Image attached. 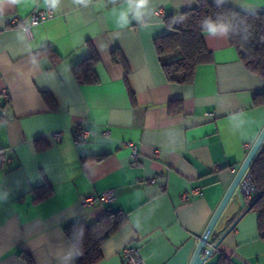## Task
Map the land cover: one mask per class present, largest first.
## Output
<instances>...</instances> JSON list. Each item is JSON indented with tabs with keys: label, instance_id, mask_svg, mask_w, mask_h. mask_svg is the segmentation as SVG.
Here are the masks:
<instances>
[{
	"label": "crops",
	"instance_id": "1",
	"mask_svg": "<svg viewBox=\"0 0 264 264\" xmlns=\"http://www.w3.org/2000/svg\"><path fill=\"white\" fill-rule=\"evenodd\" d=\"M208 1L264 12V0ZM195 6L196 0H151L140 20L128 13L127 25L119 22L127 0L2 6L0 264H76L78 251L64 227L115 211L126 222L103 241L95 264H128L125 247L138 249L137 264H189L264 127V106L252 99L264 90V79L247 70L227 36L203 35L209 59L195 67L190 82L166 79L155 48L156 38L169 32L163 18ZM46 8L49 18L22 29L31 13ZM47 47L59 61L37 55ZM92 50L99 57L97 82L81 83L71 67ZM113 52L126 66L113 61ZM77 123L85 130L79 140ZM42 185L50 194L35 201ZM104 190H112V200H101ZM86 197L90 202L83 204ZM244 207L235 192L210 239ZM221 255L232 264H264L255 212L248 211L203 264H216Z\"/></svg>",
	"mask_w": 264,
	"mask_h": 264
},
{
	"label": "trees",
	"instance_id": "2",
	"mask_svg": "<svg viewBox=\"0 0 264 264\" xmlns=\"http://www.w3.org/2000/svg\"><path fill=\"white\" fill-rule=\"evenodd\" d=\"M206 17L213 20L219 18L231 25V31L227 35L228 43L236 48L247 70L264 79V12H242L230 5L216 4L208 0H196L195 7L177 16L169 15L163 18L169 32L156 38L155 48L166 79L169 82L188 83L192 80L195 67L208 61L209 51L204 45V33L201 31ZM38 53L48 54L52 62L60 60V56L49 47L37 51V55ZM112 59L126 66L120 54L113 52ZM98 60V55L92 50L88 58L72 65L71 70L77 81L96 83L94 67ZM42 96L50 108H55V102L49 93L43 92ZM252 99L255 105L264 106V90L254 94ZM248 173L257 194L261 193L264 190V146L254 157ZM49 194L50 188L42 185L35 189L34 200L43 199ZM250 210L256 213L257 232L264 240V192ZM125 222V215L121 211H115L92 224L74 221L66 225L64 232L78 251L76 264L97 263L101 258L100 248L103 241ZM25 259L31 262L29 257ZM216 264L232 263L226 256L221 255Z\"/></svg>",
	"mask_w": 264,
	"mask_h": 264
},
{
	"label": "water",
	"instance_id": "3",
	"mask_svg": "<svg viewBox=\"0 0 264 264\" xmlns=\"http://www.w3.org/2000/svg\"><path fill=\"white\" fill-rule=\"evenodd\" d=\"M262 143H264V127H262L257 138L250 147L246 157L237 169L230 185L228 186L225 194L223 195L219 205L211 216L205 230L199 237L195 250L192 254L189 264H203L204 261L212 254V252L221 244V242L228 236V234L234 229L240 219L252 208V206L260 198L261 193L257 194L252 201L245 206L231 224L216 238L210 239L213 234V230L222 215L227 203L231 199L232 195L236 192L238 183L243 174L249 169L254 157L258 153Z\"/></svg>",
	"mask_w": 264,
	"mask_h": 264
},
{
	"label": "built area",
	"instance_id": "4",
	"mask_svg": "<svg viewBox=\"0 0 264 264\" xmlns=\"http://www.w3.org/2000/svg\"><path fill=\"white\" fill-rule=\"evenodd\" d=\"M156 13L161 14V9H158L156 11ZM52 15V12L49 8H46L45 10H40V11H36L31 13L28 16V23L24 26H22V29L24 31H29L31 26L42 22L44 20H46L47 18H49ZM18 23V19L16 17L11 19V24L12 25H16ZM85 130L81 128L80 124H75V129H74V136L76 140L81 139L84 136ZM60 136V134L58 132L53 133V137L55 139H58ZM130 149H131V154L134 158H136L137 156V152H136V147L134 144H129ZM193 193H199L200 189L199 188H193L191 190ZM236 192L239 193V195L241 196L243 203L245 206H247L252 199L257 195V189L254 185V183L252 182L250 175L248 173V170L243 174V176L241 177ZM186 195H183V198H185ZM101 200L103 201H110L113 199V193L112 190H104L100 196ZM90 202L89 198H84L83 199V204H87ZM123 255L127 261L128 264H137L138 260H139V256H138V249L134 248V247H125L123 249Z\"/></svg>",
	"mask_w": 264,
	"mask_h": 264
},
{
	"label": "clouds",
	"instance_id": "5",
	"mask_svg": "<svg viewBox=\"0 0 264 264\" xmlns=\"http://www.w3.org/2000/svg\"><path fill=\"white\" fill-rule=\"evenodd\" d=\"M28 0H0V11H2V6L5 3L11 4H19V3H27ZM59 0H45V3H50L53 7L57 5ZM76 3L87 5L90 0H75ZM128 9L126 11H121L119 13V22L121 25H127L129 23L128 13H133V17L137 20H140L144 11L148 8L151 3V0H127ZM221 2V0H217V3ZM244 11H248L247 8L243 9ZM202 33L207 35H222L227 36L231 31V25L225 22L222 19L213 20L211 17H206L203 20V27L201 29ZM82 254V253H81Z\"/></svg>",
	"mask_w": 264,
	"mask_h": 264
},
{
	"label": "rangeland",
	"instance_id": "6",
	"mask_svg": "<svg viewBox=\"0 0 264 264\" xmlns=\"http://www.w3.org/2000/svg\"><path fill=\"white\" fill-rule=\"evenodd\" d=\"M241 197V196H240Z\"/></svg>",
	"mask_w": 264,
	"mask_h": 264
}]
</instances>
